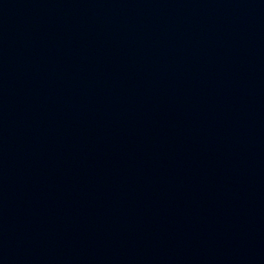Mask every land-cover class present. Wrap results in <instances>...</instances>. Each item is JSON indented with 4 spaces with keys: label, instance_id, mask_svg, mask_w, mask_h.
Segmentation results:
<instances>
[{
    "label": "water",
    "instance_id": "95a60500",
    "mask_svg": "<svg viewBox=\"0 0 264 264\" xmlns=\"http://www.w3.org/2000/svg\"><path fill=\"white\" fill-rule=\"evenodd\" d=\"M0 264H264V0H0Z\"/></svg>",
    "mask_w": 264,
    "mask_h": 264
}]
</instances>
